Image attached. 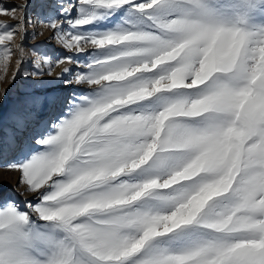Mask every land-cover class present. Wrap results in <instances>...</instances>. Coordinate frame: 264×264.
I'll list each match as a JSON object with an SVG mask.
<instances>
[{
	"label": "snow or ice",
	"instance_id": "snow-or-ice-1",
	"mask_svg": "<svg viewBox=\"0 0 264 264\" xmlns=\"http://www.w3.org/2000/svg\"><path fill=\"white\" fill-rule=\"evenodd\" d=\"M27 7L0 5V81L28 60ZM37 21L71 55L31 60L32 88L74 91L30 93L0 138L35 201L0 203V264H264V0H76Z\"/></svg>",
	"mask_w": 264,
	"mask_h": 264
},
{
	"label": "rangeland",
	"instance_id": "rangeland-1",
	"mask_svg": "<svg viewBox=\"0 0 264 264\" xmlns=\"http://www.w3.org/2000/svg\"><path fill=\"white\" fill-rule=\"evenodd\" d=\"M36 0H27L28 7H27V16L32 19L33 23L27 25V34L23 41V44L25 46V52L28 56V60L20 66V73L17 76L15 82L9 83V79L11 78L13 71L16 69V59L17 57L14 55L11 58V61L9 63V66L7 68V73L5 75V79L0 81V91H3L7 89V95L3 99L2 102H0V138H2L4 141L7 140L9 134L11 132H15V128L13 127L11 116L13 113H20L24 112L26 110V99L30 93H35L37 95L41 96H48V95H56L58 97H64L66 95L71 94L74 89L70 86L64 85L62 82H57L55 84H37L36 88L33 89L32 85L36 83L33 78L29 75L32 71L35 69L33 68L31 64V60L36 59L38 56L41 55V53H47L49 58L51 60H56L64 56L71 55V53L65 51L58 43L57 40L54 37L53 32L50 29H46L48 32L46 37L41 39L40 35L37 34L38 31H44L41 30L44 29L43 25L40 24L37 21V16H35V12L37 9V5L34 4ZM24 3V0H0V5H3L4 8L11 9L17 5H21ZM41 10V9H40ZM48 11L42 14L41 18H46ZM41 16V13H39ZM76 13L72 14V16H75ZM17 16H19V12H17ZM36 19V20H35ZM0 22L6 23V24H15L16 21L12 20L7 15H0ZM39 25V26H38ZM65 28H67V24L64 25ZM35 35L33 36V34ZM38 37V39H37ZM19 35H17V38L13 41V44L19 43ZM53 42V43H52ZM57 45V46H56ZM31 50V51H30ZM39 50V51H36ZM35 51V55H33V52ZM63 67H74L73 65L63 64L60 66H56L53 69V76L48 77L45 75L43 77L44 81L53 80L57 73L61 71ZM0 74H2V70H0ZM70 78V77H66ZM58 112V109L53 110L52 108H49L47 105L43 110L39 112V119L43 120L45 117H50L56 114ZM29 131H31V126ZM26 134V133H25ZM26 138L28 136H25ZM9 159L13 158L11 155H8ZM12 162V161H11ZM9 163H5V159L0 161V169L7 170L5 168V165ZM12 174L15 175L16 178V186H19L18 176L19 174L12 171ZM17 174V175H16ZM4 183V184H3ZM11 179L8 180H2L0 182V203H3L4 201H15L17 204H19V199L17 200V197L21 196L20 194L16 193L14 188H11ZM2 185V186H1ZM23 191V186L21 187ZM14 194V195H13ZM16 199V200H15ZM32 201L33 197L30 195L27 197L26 195H23L20 199V207L23 209V205L21 203H25V200Z\"/></svg>",
	"mask_w": 264,
	"mask_h": 264
},
{
	"label": "bare ground",
	"instance_id": "bare-ground-1",
	"mask_svg": "<svg viewBox=\"0 0 264 264\" xmlns=\"http://www.w3.org/2000/svg\"><path fill=\"white\" fill-rule=\"evenodd\" d=\"M53 3H71V4H75L76 3V0H36V2H34V4L35 5H37V9H36V11L37 12H35L36 14H35V16H37L39 13H41V17H42V14L43 13H45L46 11H49V9H50V7L52 6V4ZM41 9V10H40ZM74 13V11L72 12V14ZM44 15V14H43ZM44 18H45V16H44ZM37 19V18H36ZM35 19V20H36ZM66 25V24H65ZM39 26V25H38ZM41 30H44V31H38L37 30V34H39L40 35V37H41V39H43L44 37H46V35H47V31H46V29H45V27H44V29H42L41 28ZM37 39H38V37H37ZM53 43V42H52ZM57 46V45H56ZM55 109H58V111H59V106H57ZM55 109H53V110H55ZM47 118H49V117H45V119H47ZM27 132H26V134H25V136H27ZM5 159V163L6 162H11L12 160H13V158H11V159H9V157H8V155H4V156H0V161L1 160H4ZM17 173V172H16ZM17 175V174H16ZM10 179H11V188H14V190H15V192L16 193H18V194H20L21 195V193L23 192L22 191V186H16V178H15V175H13L12 174V171H8V170H5L4 171V169L2 170V169H0V182L2 181V180H8V181H10ZM18 182V181H17ZM4 184V183H3ZM2 186V185H1ZM14 186V187H13ZM14 195V194H13ZM27 197H29L30 195H28V194H25ZM23 195H21V196H19V197H17V200L20 198L21 199V197H22ZM20 199H19V204H20ZM16 200V199H15ZM21 205H23L24 206V203L22 204L21 203Z\"/></svg>",
	"mask_w": 264,
	"mask_h": 264
}]
</instances>
